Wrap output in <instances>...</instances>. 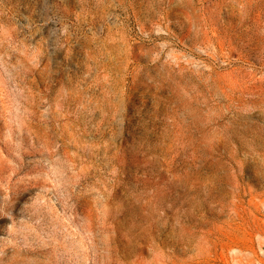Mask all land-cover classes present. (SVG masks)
Here are the masks:
<instances>
[{
    "label": "rangeland",
    "instance_id": "obj_1",
    "mask_svg": "<svg viewBox=\"0 0 264 264\" xmlns=\"http://www.w3.org/2000/svg\"><path fill=\"white\" fill-rule=\"evenodd\" d=\"M156 57L235 118L217 190L134 158ZM0 264H264V0H0Z\"/></svg>",
    "mask_w": 264,
    "mask_h": 264
},
{
    "label": "bare ground",
    "instance_id": "obj_2",
    "mask_svg": "<svg viewBox=\"0 0 264 264\" xmlns=\"http://www.w3.org/2000/svg\"><path fill=\"white\" fill-rule=\"evenodd\" d=\"M158 64H162V61L159 57H156L154 65H152V67H149V65L145 69L141 68L144 69L145 73H140V76L147 78V80L150 81L158 91V94L156 93V99H158L157 102H159L160 105L158 111H163L169 118V121L166 124L167 131L152 140L148 137V142H151L152 145L144 147L143 153H140L138 150L134 151V158L137 160L141 159L147 163L157 162L154 156L151 157L150 155L152 154V152H154V148L157 147L156 142H160L163 145L162 147H160L162 157H160L159 159L160 169L157 172L159 174L158 180L156 181L158 182V184H162L165 180L164 185L170 186L175 179L183 182L197 183L201 186L208 187L210 192L213 189L217 190L218 184L220 185V180L223 179L222 174L224 176V173L228 170L226 160L235 165L238 164L237 160L235 159L236 152L230 146V131L234 132V130L232 129V127L227 126L226 124V122H235V118L232 119V121L229 117H227V115H225L226 112L224 113L223 111V108L226 107L225 105L211 106L210 103L204 101H196V96L181 98L179 96L182 95L181 92L186 93L190 88L191 82L189 81V79L186 78L185 74H183L184 72L175 69V65H178L177 62L175 64H172L169 61L163 63L165 67V73H160ZM138 81H141L140 85H142L143 87L149 88V85H147L141 77L138 78ZM130 84L128 87L129 91L135 89L133 83L130 82ZM166 88L169 90V96H165L163 93L164 89ZM180 108H182V111H180ZM206 109L207 113L205 112ZM208 112H213L214 114L209 116ZM236 114H239V112H237ZM240 134L245 136L243 132H240ZM250 144L255 146L258 145L257 142H251ZM247 146L249 147L248 144ZM240 148H242V146H240ZM159 154L161 153L159 152ZM197 156L199 162L196 163L195 159ZM178 157H180V160L177 159ZM167 175L169 176L168 180L166 179ZM237 190L238 199H243L242 192L239 189ZM219 193L221 194L222 199H224L223 197H225V194L223 193V191H219ZM243 207L245 208V206ZM252 207L254 208L255 206ZM256 207L254 209H256ZM234 218L237 219L236 217ZM232 222L233 220L227 219L223 222V225L215 223L216 225L213 228V232H229L232 229L233 224L235 225V223ZM243 222H245L246 224V221ZM250 226L251 225H248V228ZM253 227L254 226L252 225V228L249 229L250 233H258L260 230L259 227ZM193 232L195 231L193 230ZM206 233L208 234L207 231ZM213 242L216 241H214L213 239ZM213 244L212 247H215V245ZM209 249L210 248H208V251ZM214 249H216V247ZM212 251H209V253H211ZM215 251L213 253H215Z\"/></svg>",
    "mask_w": 264,
    "mask_h": 264
}]
</instances>
